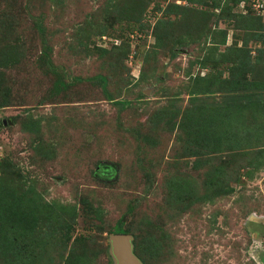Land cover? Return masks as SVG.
Wrapping results in <instances>:
<instances>
[{"label": "rangeland", "instance_id": "obj_1", "mask_svg": "<svg viewBox=\"0 0 264 264\" xmlns=\"http://www.w3.org/2000/svg\"><path fill=\"white\" fill-rule=\"evenodd\" d=\"M252 216L264 0H0V264H114L117 226L143 264H264Z\"/></svg>", "mask_w": 264, "mask_h": 264}, {"label": "water", "instance_id": "obj_2", "mask_svg": "<svg viewBox=\"0 0 264 264\" xmlns=\"http://www.w3.org/2000/svg\"><path fill=\"white\" fill-rule=\"evenodd\" d=\"M106 170L113 173L116 170L112 166L98 165L97 170ZM249 220L264 223L262 219L255 216ZM133 236L131 234H111L108 236L109 253L114 264H143L139 257L134 253Z\"/></svg>", "mask_w": 264, "mask_h": 264}, {"label": "trees", "instance_id": "obj_3", "mask_svg": "<svg viewBox=\"0 0 264 264\" xmlns=\"http://www.w3.org/2000/svg\"><path fill=\"white\" fill-rule=\"evenodd\" d=\"M64 83H57V85L55 84V92H62L64 91ZM67 87V86H66ZM9 124V123H8ZM98 167V166H97ZM115 169V168H114ZM116 170V169H115ZM95 174L97 175V172L95 171ZM98 176V175H97ZM101 177V176H100ZM111 234H131L130 231L128 230H124L122 228H120V226H117L116 228H114L113 231H111ZM134 253H135V249H134ZM136 254V253H135ZM72 258V256H71ZM142 261V260H141Z\"/></svg>", "mask_w": 264, "mask_h": 264}, {"label": "flooded vegetation", "instance_id": "obj_4", "mask_svg": "<svg viewBox=\"0 0 264 264\" xmlns=\"http://www.w3.org/2000/svg\"><path fill=\"white\" fill-rule=\"evenodd\" d=\"M95 171L97 172V175L101 177H103L104 175L110 174L109 171L101 170V169L97 170V168Z\"/></svg>", "mask_w": 264, "mask_h": 264}]
</instances>
